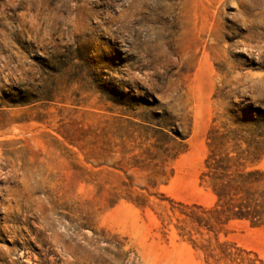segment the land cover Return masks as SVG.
Returning a JSON list of instances; mask_svg holds the SVG:
<instances>
[{
	"label": "rangeland",
	"instance_id": "obj_1",
	"mask_svg": "<svg viewBox=\"0 0 264 264\" xmlns=\"http://www.w3.org/2000/svg\"><path fill=\"white\" fill-rule=\"evenodd\" d=\"M210 135L264 169V0H0V264H264Z\"/></svg>",
	"mask_w": 264,
	"mask_h": 264
},
{
	"label": "trees",
	"instance_id": "obj_2",
	"mask_svg": "<svg viewBox=\"0 0 264 264\" xmlns=\"http://www.w3.org/2000/svg\"><path fill=\"white\" fill-rule=\"evenodd\" d=\"M224 137V136H223ZM223 137L210 135L213 147L206 159L202 180L206 181L216 201L212 218L228 223L233 219L264 222V169H248L249 148L242 145L226 147Z\"/></svg>",
	"mask_w": 264,
	"mask_h": 264
}]
</instances>
